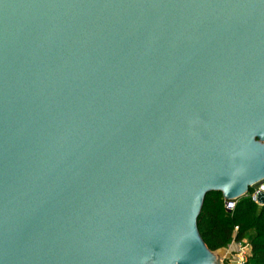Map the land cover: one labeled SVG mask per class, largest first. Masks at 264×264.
Segmentation results:
<instances>
[{"label": "water", "instance_id": "1", "mask_svg": "<svg viewBox=\"0 0 264 264\" xmlns=\"http://www.w3.org/2000/svg\"><path fill=\"white\" fill-rule=\"evenodd\" d=\"M263 181L264 0H0V264H220Z\"/></svg>", "mask_w": 264, "mask_h": 264}, {"label": "trees", "instance_id": "2", "mask_svg": "<svg viewBox=\"0 0 264 264\" xmlns=\"http://www.w3.org/2000/svg\"><path fill=\"white\" fill-rule=\"evenodd\" d=\"M254 189L250 188L245 196L237 200L231 212L225 210L221 195H206L197 228L210 252L215 253L232 242L248 239L252 254L245 264H264V206L252 199Z\"/></svg>", "mask_w": 264, "mask_h": 264}, {"label": "crops", "instance_id": "3", "mask_svg": "<svg viewBox=\"0 0 264 264\" xmlns=\"http://www.w3.org/2000/svg\"><path fill=\"white\" fill-rule=\"evenodd\" d=\"M249 235H253V232H249ZM243 242L247 245L245 248V261L251 257V246L248 239H244ZM237 242L230 243L226 248L218 250L214 254L220 261V264H234L237 254Z\"/></svg>", "mask_w": 264, "mask_h": 264}, {"label": "built area", "instance_id": "4", "mask_svg": "<svg viewBox=\"0 0 264 264\" xmlns=\"http://www.w3.org/2000/svg\"><path fill=\"white\" fill-rule=\"evenodd\" d=\"M257 193H262L264 194V181L262 183H260L259 185H257L254 189V192L252 194V199L255 201V197ZM236 202L235 201H224V208L225 210H227L228 212L233 211L235 206H236ZM246 244L242 241V242H238L237 244V254H236V260L234 261V264H245V248H246Z\"/></svg>", "mask_w": 264, "mask_h": 264}]
</instances>
